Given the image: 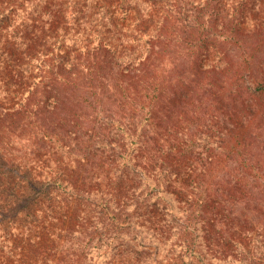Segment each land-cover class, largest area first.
<instances>
[{"label": "trees", "instance_id": "16d2710c", "mask_svg": "<svg viewBox=\"0 0 264 264\" xmlns=\"http://www.w3.org/2000/svg\"><path fill=\"white\" fill-rule=\"evenodd\" d=\"M0 264H264V0H0Z\"/></svg>", "mask_w": 264, "mask_h": 264}]
</instances>
